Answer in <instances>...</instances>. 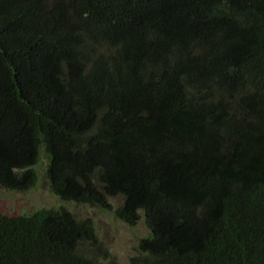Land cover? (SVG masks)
Here are the masks:
<instances>
[{
  "label": "trees",
  "instance_id": "1",
  "mask_svg": "<svg viewBox=\"0 0 264 264\" xmlns=\"http://www.w3.org/2000/svg\"><path fill=\"white\" fill-rule=\"evenodd\" d=\"M148 235L132 264H264V0H0V187ZM89 218L0 213V264H102Z\"/></svg>",
  "mask_w": 264,
  "mask_h": 264
},
{
  "label": "rangeland",
  "instance_id": "2",
  "mask_svg": "<svg viewBox=\"0 0 264 264\" xmlns=\"http://www.w3.org/2000/svg\"><path fill=\"white\" fill-rule=\"evenodd\" d=\"M48 186L45 162L42 160L37 168L35 185L31 189L18 192L0 187V213L19 216L44 208L64 206L79 218L92 220L96 236L106 250L102 264H132L131 260L138 255V243L148 235V230L143 221L130 226L116 217L115 209L121 199H111L108 209L63 203L51 193Z\"/></svg>",
  "mask_w": 264,
  "mask_h": 264
}]
</instances>
